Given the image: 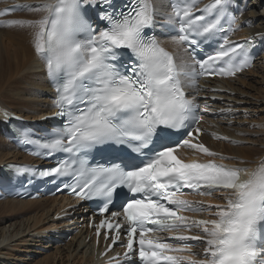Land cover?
<instances>
[{
    "label": "snow or ice",
    "instance_id": "snow-or-ice-1",
    "mask_svg": "<svg viewBox=\"0 0 264 264\" xmlns=\"http://www.w3.org/2000/svg\"><path fill=\"white\" fill-rule=\"evenodd\" d=\"M197 3L171 0V11L160 27L174 33L171 43L193 52L201 43L198 37L210 40L222 33L223 43L205 58L193 56L191 64L179 66L150 32L157 15L151 0H130L127 11L115 9L113 0H43L23 6L43 13L41 18L9 22L34 30V52L46 63L56 92L54 106L59 109L55 115L62 118V126L43 142L26 138L46 155L59 157L54 166L37 170L39 176H73V194L81 199L104 198L100 214L109 213L118 222L102 220L97 235L106 225L117 233L112 237L115 243L123 226L126 243L120 246L126 249V264H137L134 240L139 264H264V161L249 170L214 160L186 162L179 155L185 147L217 155L203 144L181 138L193 137L192 125L203 119L197 114L201 106L196 96H187L185 89L198 92L202 75L234 76L250 66L248 53L241 45L230 44L222 24L233 0H211L199 15ZM88 5L100 8L96 19L103 27L93 24ZM229 18L235 23L234 14ZM123 57L128 59L122 63ZM217 62L223 66L213 69ZM194 131L198 134L201 129ZM98 146L117 153L110 166H88L86 155ZM17 171L27 174L31 169ZM118 188L126 189L122 212L110 211ZM184 189L201 196L226 195L213 209L183 199ZM185 211L207 212L210 218L180 214ZM193 229L200 234H184ZM156 231L176 233V243L148 238ZM190 241L202 242L203 253H191ZM193 255L201 258L192 259Z\"/></svg>",
    "mask_w": 264,
    "mask_h": 264
},
{
    "label": "bare ground",
    "instance_id": "bare-ground-1",
    "mask_svg": "<svg viewBox=\"0 0 264 264\" xmlns=\"http://www.w3.org/2000/svg\"><path fill=\"white\" fill-rule=\"evenodd\" d=\"M152 1L157 19H164L169 14L167 0ZM42 2L43 0L0 1V8L9 4H17L21 8L20 12L10 14L2 19L3 23L0 25V115L8 110L30 120L51 111L49 97L52 93L47 84L45 67L33 48L34 30L19 24H9L10 21H35L41 18L43 13L29 10L23 6H36ZM241 6L244 7V12L240 16V20L244 23L245 28L238 33L237 37L250 35L264 39V10L262 13L258 11L259 8L264 7V1L241 0ZM161 41L175 54L178 66L181 63H187V55L181 46L171 43L170 39ZM258 60H261L262 63H259ZM254 74L257 79L254 78ZM205 85L208 86V90L216 88L220 90L217 96L204 94L208 100L217 98L213 104L215 110L229 112V115L236 114L237 117L232 120L229 116L214 121L206 119L203 123L205 134L202 135V139L207 148L217 155L208 156L198 150H193V153L202 159L213 158L225 162L231 167L255 169L260 164L258 161H264V117H255V119L259 118L257 122L260 124L257 126L258 129L251 131L252 127L248 128L249 120L251 119L252 122H256V120L251 117L247 119L246 114L252 116L254 113H261L264 110V54L254 62L250 70L235 79L207 81ZM216 136L222 138L216 139ZM257 155L260 156L255 158ZM8 161L9 163H18L17 161H25V158L17 152L12 144L4 141L0 134V167L6 165L5 163ZM219 195H226V193L215 194L204 199V202L211 205L222 204L224 201L217 198ZM56 202V199L48 198L34 201L14 199L1 201L0 258L5 256L4 253L8 254L6 249L12 252L15 249V244L19 243L18 241H26L24 238L29 236V233L35 232L33 239H40L50 244L42 246H54V252L51 254H57L65 249L69 258L74 254V257L81 261V263L78 261L77 264H90L89 244H85L77 234L63 247H58L60 238L57 233L43 235L54 225H59V223L51 221ZM46 221H48L47 224H50L47 226L48 230H44L46 226L43 228L42 225ZM78 224L76 223V225ZM200 245V249L203 250V243ZM198 253L201 254V252ZM51 257L53 255L43 257L42 260L34 264H50Z\"/></svg>",
    "mask_w": 264,
    "mask_h": 264
},
{
    "label": "rangeland",
    "instance_id": "rangeland-1",
    "mask_svg": "<svg viewBox=\"0 0 264 264\" xmlns=\"http://www.w3.org/2000/svg\"><path fill=\"white\" fill-rule=\"evenodd\" d=\"M263 10H264V7H261V8H259L258 11H259V13L260 12L262 13ZM258 62L259 63H262L261 60H258ZM253 76H254L255 79H257L256 74H254ZM253 76H251V77H253ZM261 113H254L252 116H250L251 114H248L249 116L246 114L247 119L251 117L252 119L256 120V122H252L251 119L249 120L250 126L248 128L250 129V127H252V129H250L251 131L252 130H255V129H258L257 126L260 123L257 122V120L259 118L264 117V110ZM236 117H237V115H236ZM236 117H234V118H236ZM255 117H259V118L255 119ZM245 122H247V121H245ZM228 126H230V125L228 124ZM259 156L260 155H257L255 158H257ZM258 162L260 163V161H258ZM219 197L220 196H217V198H219ZM47 222L48 221H46V222H44L42 224L43 225V228L46 226L45 227L46 229H44V230H48V228H49V227L47 228V226H49L50 224L49 223L47 224ZM34 233L35 232L29 233V236H27V237L24 238L26 241H22V240L21 241H18L19 243H16L17 246L14 243L15 244V249L12 250V252L11 251L9 252L6 249L5 251H7L8 254L7 253H4L3 254L5 256H3L2 258H0V261H2V262H0V264H34L37 261L42 260L43 257L45 258L46 256H49V255L50 256L53 255V257H51V259H49L50 264H77L78 263L79 259L77 258L78 259L77 260L74 257V254H72L73 256L69 258L65 249L62 250V252H59L60 254L59 253H57V254L56 253L55 254H51V253L54 252V246L53 247H49V246L44 247V246L50 245V244L46 243L45 241H41L40 239H37V240L36 239H33ZM43 235L44 236L45 235H48V233L43 234ZM69 241H71V237H70L69 240H63L60 244H58V247H63L65 244L69 243ZM42 245H44V246H42ZM12 247H14V246H12ZM2 252H4V251H2ZM79 263H81V261H79Z\"/></svg>",
    "mask_w": 264,
    "mask_h": 264
}]
</instances>
